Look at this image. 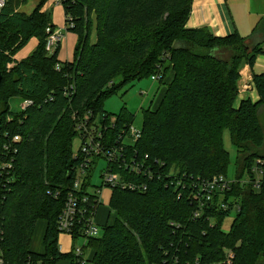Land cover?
I'll return each mask as SVG.
<instances>
[{
	"label": "trees",
	"instance_id": "trees-1",
	"mask_svg": "<svg viewBox=\"0 0 264 264\" xmlns=\"http://www.w3.org/2000/svg\"><path fill=\"white\" fill-rule=\"evenodd\" d=\"M47 1L27 13L7 0L0 11V243L6 263L57 264L69 257L78 264L61 250L58 229L85 161L74 154V117L90 112L105 119L107 145H116L135 114L123 107L112 115L104 101L131 81L158 75L165 92L155 108L144 110L141 137L125 144L128 158L152 166L153 178L113 165L126 178L146 180L148 188L111 187L109 217L115 218L89 240L92 264H264V186L255 191L235 184L226 194V200L231 194L241 200L229 230L223 222L232 208L214 202L195 216L200 206L191 196L192 185L227 175V130L238 177L264 160V73L254 74L259 100L235 107L242 67H253L264 54V17L252 32L262 40L250 44L238 32L220 37L206 27H187L193 0H64L78 43L74 59L61 62L59 45L53 53L46 49L47 27H55L51 13L42 11ZM32 37L38 47L16 61ZM25 100L32 103L23 108ZM86 191L77 193L96 197ZM39 220L46 222L43 252L30 245Z\"/></svg>",
	"mask_w": 264,
	"mask_h": 264
},
{
	"label": "built area",
	"instance_id": "built-area-1",
	"mask_svg": "<svg viewBox=\"0 0 264 264\" xmlns=\"http://www.w3.org/2000/svg\"><path fill=\"white\" fill-rule=\"evenodd\" d=\"M24 1V0H23ZM49 1V0H48ZM63 5L64 0H57ZM7 0H0V11L6 5ZM66 15V25L67 29L72 26L70 23L67 24ZM47 32L49 33L47 39L46 49L48 52L53 53L55 49L60 44L64 34L61 29L47 27ZM153 79H159L158 75H154ZM32 102L30 100H25L21 106L25 108ZM76 129L78 131L77 137L80 138V144L77 149L74 150V154L82 156L85 161L82 166L77 170V174L73 183L74 190L71 191L68 196L66 203L60 216L58 218V229L60 232L71 233L72 235L83 236L89 241L91 238H95L100 235V228L95 223V218L97 216L99 203L102 202L100 188L96 189L94 193L96 197H90L87 193L79 194L77 190L83 191L87 187L84 184L87 183L88 170L93 163V159L106 158L108 161L105 172L102 173L103 176V186L113 187L121 186L124 189L130 190H146L148 188L147 182H136L129 178L122 176L121 173L113 171V165L120 164L122 166H127L129 169V174L139 173L148 177L150 181L153 178V168L148 165V163L143 160L137 162V160L128 158V153L126 152L125 144H133L141 137V129L135 128L132 124L122 129L116 140V145H107L106 134L109 125L102 121L99 117L93 116L92 113L84 114L83 116H75ZM113 122V120H112ZM127 139L130 141L126 142ZM15 140H20L18 136ZM136 157V156H135ZM148 158V155H146ZM249 175V179L241 180V177H237L235 180H230L227 175L219 174L213 178H208L199 181L196 185H192L191 196L199 204L200 208L195 212V216H199L200 211L205 206H210L217 202V207L222 209H229L232 206L236 207V210L240 207L241 200L236 195L231 194L230 199L226 200L225 196L227 193H232L235 184H242L245 186L252 187L253 190L259 191L264 186V160L258 158L253 165L248 168L244 174ZM93 199V200H92ZM93 205V207H90ZM97 206V207H96ZM233 209V208H232ZM61 248V247H60ZM76 258L78 264H86V262L92 256L85 257L84 248L77 247L75 252H72ZM0 264H7L4 258L3 249L0 243ZM17 264H39L34 262L32 259H28Z\"/></svg>",
	"mask_w": 264,
	"mask_h": 264
},
{
	"label": "crops",
	"instance_id": "crops-1",
	"mask_svg": "<svg viewBox=\"0 0 264 264\" xmlns=\"http://www.w3.org/2000/svg\"><path fill=\"white\" fill-rule=\"evenodd\" d=\"M21 2L18 10L30 13L35 9L39 0H36L32 4H29V0H21ZM26 4H29L30 6L32 5L33 10L28 11L30 6L26 7ZM47 10L50 11L52 22L56 28L61 29L62 32L66 31V33H63L64 37L58 47V59L61 62L72 61L75 56L78 35L72 30L67 29L65 8L57 0H49L45 3L42 9V11ZM263 17L264 0H193L187 27H206L214 35L220 37L238 32L244 37H249L248 40L250 41V44H254L262 40L261 35L252 37V32L257 23ZM38 44V38L32 37L23 48L16 52L14 59L20 61L27 58L36 50ZM261 73H264V54H259L257 56L253 67L247 63L242 67L241 79L239 80V94L235 100V107H239L241 102L246 99H251L253 102L259 100V94L254 84V74ZM173 75V71L171 70L168 73L165 82H170ZM164 92L165 90L163 91V94ZM261 122L264 126V116L261 117ZM106 188L108 187L102 186V188H100L101 196Z\"/></svg>",
	"mask_w": 264,
	"mask_h": 264
},
{
	"label": "rangeland",
	"instance_id": "rangeland-1",
	"mask_svg": "<svg viewBox=\"0 0 264 264\" xmlns=\"http://www.w3.org/2000/svg\"><path fill=\"white\" fill-rule=\"evenodd\" d=\"M22 3L21 0H16V2ZM36 0H29V4L34 3ZM26 4V7L30 5ZM18 8L20 5H17ZM33 6L31 5L28 8V11H32ZM46 12H49L47 10ZM66 33V31H63ZM165 90V84H163L160 79H153L150 77H144L139 80L131 81L125 84L117 93L109 96L103 104V108L106 112L111 113L112 115H116L120 113L123 107H126L129 111L135 114L133 126L137 129L142 128L143 123V114L144 110L151 107L155 108L160 99L163 96V91ZM12 105H18L17 100H12ZM130 141L127 139L126 142ZM80 144V138L76 137L73 143L74 150ZM224 145L229 151L230 154V165L227 171V178L230 180H235L238 177V167H237V157L238 153L236 147L233 145L232 138L230 132L227 130L224 134ZM108 161L106 158H100L99 162L95 164L93 172L91 174L90 183L88 184V191L90 193H95L96 189L103 186V176L102 173L105 172ZM249 179V175L244 174L241 176V180ZM111 188H106L103 195L101 196L102 202L99 206V212L95 218L96 225L100 228V235L102 236L104 233L103 226L106 223H112L115 218V214H112L109 217V199L111 196ZM231 215L225 218L223 222V228L225 230H229L231 223L234 217L237 214V210L235 206H232ZM46 229V223L44 220H39L32 240H31V249L36 252H43V239ZM59 244L61 245L62 251L64 253H72L75 252L77 247L84 248V255L87 258L88 256H93V248L89 244V241L83 236L74 237L71 233L60 232L59 233ZM57 264H71V260L69 257H66L59 261ZM86 264H92L91 258L86 262Z\"/></svg>",
	"mask_w": 264,
	"mask_h": 264
},
{
	"label": "water",
	"instance_id": "water-1",
	"mask_svg": "<svg viewBox=\"0 0 264 264\" xmlns=\"http://www.w3.org/2000/svg\"><path fill=\"white\" fill-rule=\"evenodd\" d=\"M2 79H3V74H2V71L0 70V85H1Z\"/></svg>",
	"mask_w": 264,
	"mask_h": 264
}]
</instances>
